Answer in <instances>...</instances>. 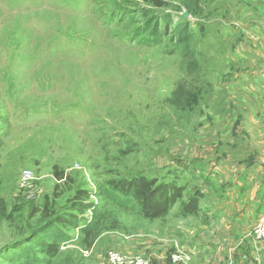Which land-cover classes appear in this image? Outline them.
<instances>
[{
	"label": "rangeland",
	"instance_id": "rangeland-1",
	"mask_svg": "<svg viewBox=\"0 0 264 264\" xmlns=\"http://www.w3.org/2000/svg\"><path fill=\"white\" fill-rule=\"evenodd\" d=\"M164 1L0 0V199L10 216L0 217V255L81 190L142 176L185 187L182 201L201 191L202 205L217 190L213 174L264 176V0H203L192 13L183 0ZM146 9L189 24L192 43L178 45L171 28L159 45L145 44ZM25 171L32 180L22 187ZM182 201L152 221L92 196L107 216L92 246L71 231L59 258L36 264H109V251L149 264H174L176 253L203 261L209 255L184 229L209 217L184 219ZM257 226L248 235L264 247ZM222 256L235 264L232 249Z\"/></svg>",
	"mask_w": 264,
	"mask_h": 264
},
{
	"label": "trees",
	"instance_id": "trees-1",
	"mask_svg": "<svg viewBox=\"0 0 264 264\" xmlns=\"http://www.w3.org/2000/svg\"><path fill=\"white\" fill-rule=\"evenodd\" d=\"M183 1L188 13L195 11L203 2V0ZM144 2L154 9H164L168 6L164 0H144ZM143 12V27L138 35L147 34L145 44L159 45L165 36H168V30L171 28H175L173 32L176 34L175 41L178 45L188 47L192 43L194 32L189 24L177 25L171 15L161 19L151 9L143 10ZM56 175L58 181L64 179L62 174ZM185 191V187L174 183L142 176L110 182L105 186L99 185L97 193L78 191L64 212L49 209L42 211L37 224L29 229L26 238L11 244V248L0 255V259L8 264H23V262L36 264L38 261L47 263L55 260L62 254V248L75 240V237L70 236L71 231L88 238L89 245L92 246L97 238L95 235L97 228L107 219L105 213L103 214L106 210L105 206L89 203L92 196L102 198L107 204L111 203L119 208L137 212L144 219L154 221L169 216L178 202L184 199ZM203 200L204 194L201 191L192 193L180 204L181 217L187 219L198 216ZM88 212L92 213L91 219L85 218ZM0 217L10 219L2 199H0ZM38 254L41 256L38 257Z\"/></svg>",
	"mask_w": 264,
	"mask_h": 264
},
{
	"label": "crops",
	"instance_id": "crops-1",
	"mask_svg": "<svg viewBox=\"0 0 264 264\" xmlns=\"http://www.w3.org/2000/svg\"><path fill=\"white\" fill-rule=\"evenodd\" d=\"M261 33L264 37V31ZM259 71L264 78V65ZM211 176L216 178L214 185L217 190L211 191L209 202H204L200 207V212L209 217V223L205 226L199 223L196 227L184 229L186 240H196L200 245L199 250L210 257L206 256L203 261L197 262L191 254L192 262L223 264L222 254H226L228 249L235 253V264H253L264 260V247H258L248 235L264 218V181H260L264 180V176L242 167ZM204 231H210L207 239L202 234ZM234 235L238 237L237 240L232 238ZM198 238L207 242L206 245L198 242ZM222 242L229 244V248L223 247ZM239 247L241 252H238Z\"/></svg>",
	"mask_w": 264,
	"mask_h": 264
},
{
	"label": "built area",
	"instance_id": "built-area-1",
	"mask_svg": "<svg viewBox=\"0 0 264 264\" xmlns=\"http://www.w3.org/2000/svg\"><path fill=\"white\" fill-rule=\"evenodd\" d=\"M32 180V173L30 171H25L21 178V185L25 187L29 185ZM255 238L257 241H264V218L261 223L255 229ZM185 256L180 253H176L172 256V262L174 264H191L186 260ZM107 260L109 264H149L148 259L143 256H136L132 258L125 257L117 251H109L107 253Z\"/></svg>",
	"mask_w": 264,
	"mask_h": 264
},
{
	"label": "water",
	"instance_id": "water-1",
	"mask_svg": "<svg viewBox=\"0 0 264 264\" xmlns=\"http://www.w3.org/2000/svg\"><path fill=\"white\" fill-rule=\"evenodd\" d=\"M184 17H185V18L188 17V14L186 13Z\"/></svg>",
	"mask_w": 264,
	"mask_h": 264
},
{
	"label": "bare ground",
	"instance_id": "bare-ground-1",
	"mask_svg": "<svg viewBox=\"0 0 264 264\" xmlns=\"http://www.w3.org/2000/svg\"><path fill=\"white\" fill-rule=\"evenodd\" d=\"M31 75V74H30Z\"/></svg>",
	"mask_w": 264,
	"mask_h": 264
}]
</instances>
